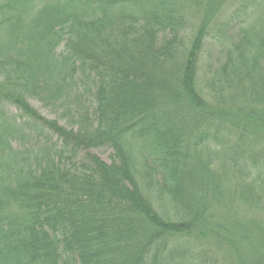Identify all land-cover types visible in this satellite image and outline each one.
Instances as JSON below:
<instances>
[{
	"label": "trees",
	"instance_id": "16d2710c",
	"mask_svg": "<svg viewBox=\"0 0 264 264\" xmlns=\"http://www.w3.org/2000/svg\"><path fill=\"white\" fill-rule=\"evenodd\" d=\"M27 9L0 0V264H264L232 209L264 208V0Z\"/></svg>",
	"mask_w": 264,
	"mask_h": 264
},
{
	"label": "rangeland",
	"instance_id": "374dc122",
	"mask_svg": "<svg viewBox=\"0 0 264 264\" xmlns=\"http://www.w3.org/2000/svg\"><path fill=\"white\" fill-rule=\"evenodd\" d=\"M44 2H46V0H26V4L28 6L27 11L33 13ZM192 8H193V5H192ZM191 10H193V9H191ZM259 19H260V16H259ZM259 19H258V21H259ZM207 52H208L207 49H205L204 54L207 55ZM202 58H203V56H202ZM200 64H201L200 65L201 67L202 66L204 67L206 65L202 61ZM43 111L46 112L44 109H43ZM0 125H1L0 128L3 129L4 124L0 123ZM92 151L94 153L98 154L103 160L109 161L108 155L110 154V149L98 148V149H94ZM232 209H233V215H236V219L238 221V224L243 225L244 229H246L248 231V233H249L248 235H250V237H251V242H253V241L260 242L261 240L258 237V235L260 236V235L264 234V229H263L264 228V208H263V206L250 207V206H247L246 204L243 203V204H239V205L234 206V208L232 206ZM259 222H261V223L259 224ZM242 245H244V247H247V243H242ZM263 251H264L263 247H257L256 251L254 252L253 257L257 259ZM233 252L234 251H231V250H229V251L225 250V252L222 250L219 253H217L216 255H214L217 259V264H233V262L237 263V261H236L237 258H235L232 255ZM233 258H234V261H233Z\"/></svg>",
	"mask_w": 264,
	"mask_h": 264
}]
</instances>
